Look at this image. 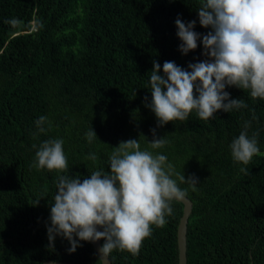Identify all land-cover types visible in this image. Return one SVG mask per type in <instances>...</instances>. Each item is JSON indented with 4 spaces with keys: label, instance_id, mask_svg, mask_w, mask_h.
<instances>
[{
    "label": "trees",
    "instance_id": "trees-1",
    "mask_svg": "<svg viewBox=\"0 0 264 264\" xmlns=\"http://www.w3.org/2000/svg\"><path fill=\"white\" fill-rule=\"evenodd\" d=\"M199 6L200 0H0V264L101 263L92 242L79 241L69 253L68 240L56 236L49 247L58 174L33 164L51 139L64 142L69 171L60 175L81 181L109 170V156L123 141L137 139L141 150L165 155L192 202L186 264H264V99L226 86L230 99L247 106L208 120L193 110L162 127L145 106L153 61L163 75L166 61L188 70L206 59L199 40L182 54L176 35L177 18L196 20L193 30L202 35L210 30L199 24ZM41 116L43 132L36 124ZM245 122L249 137L258 133L260 149L247 165L235 162L230 149ZM90 128L97 136L91 143ZM153 129L166 140L162 148H151ZM175 173L194 176L195 190ZM171 207L138 255L114 250L111 264H177L183 205L174 200Z\"/></svg>",
    "mask_w": 264,
    "mask_h": 264
},
{
    "label": "clouds",
    "instance_id": "clouds-1",
    "mask_svg": "<svg viewBox=\"0 0 264 264\" xmlns=\"http://www.w3.org/2000/svg\"><path fill=\"white\" fill-rule=\"evenodd\" d=\"M197 15L200 26L210 30L202 35L193 30L196 20L186 24L177 18L179 51L187 54L195 50L199 40L206 59L188 64V70L166 61L163 75L159 74L161 65L153 61L152 99L145 106L154 113L157 127L184 121L193 110L198 118L208 120L217 111L228 113L246 107L244 101L230 99L226 86L249 90L252 98L264 99V0H200ZM46 119L41 116L36 121L41 132ZM249 126L245 122L244 131L230 144L232 159L244 165L260 151L258 133L249 137ZM152 131L151 148H162L166 140L156 138ZM86 137L89 143L97 139L91 128ZM63 143L62 139L41 143L33 164L38 170L58 174L47 228L49 247H53L56 236L68 240L69 253L76 250L79 241L102 239L99 252L105 262L114 250L138 255L142 242L152 234V226L163 227L165 217L172 215L171 202L188 195L172 178L173 166L166 163L167 157L141 150L137 139L120 142L109 156V170H94L82 181L79 175H60L69 171ZM87 158L97 160L95 153ZM241 171L247 172L245 168ZM175 175L195 190L198 181L194 176Z\"/></svg>",
    "mask_w": 264,
    "mask_h": 264
},
{
    "label": "water",
    "instance_id": "water-1",
    "mask_svg": "<svg viewBox=\"0 0 264 264\" xmlns=\"http://www.w3.org/2000/svg\"><path fill=\"white\" fill-rule=\"evenodd\" d=\"M182 214L180 216L177 230H176V242L178 249V262L177 264H186V231H187V220L192 210V202L186 197L182 201ZM100 230V229H98ZM93 249L95 250L97 256L100 259V264H111L110 259L107 257V261L102 258V254L99 252V248L101 247V242L95 241L92 242ZM42 264H81L74 261L64 260V261H54V260H46Z\"/></svg>",
    "mask_w": 264,
    "mask_h": 264
},
{
    "label": "bare ground",
    "instance_id": "bare-ground-1",
    "mask_svg": "<svg viewBox=\"0 0 264 264\" xmlns=\"http://www.w3.org/2000/svg\"><path fill=\"white\" fill-rule=\"evenodd\" d=\"M50 199V198H49Z\"/></svg>",
    "mask_w": 264,
    "mask_h": 264
}]
</instances>
